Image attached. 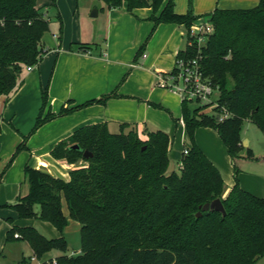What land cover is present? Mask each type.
Returning <instances> with one entry per match:
<instances>
[{
    "label": "trees",
    "instance_id": "trees-1",
    "mask_svg": "<svg viewBox=\"0 0 264 264\" xmlns=\"http://www.w3.org/2000/svg\"><path fill=\"white\" fill-rule=\"evenodd\" d=\"M102 1L108 9L126 5L131 13L153 9L154 29L162 23L184 26L188 42L177 57L198 54L190 30L203 15L194 14L192 0L185 13L176 11L175 0ZM207 16L213 31L202 48L201 63L218 88L221 106L214 114L202 113V107L190 111L183 100L184 121L192 138L200 126L214 128L235 160L244 147L241 128L246 119L264 132V0L250 8L217 5ZM50 29V18L37 0H0V96L15 91L24 68L41 61L49 49L44 37ZM144 50L143 45L136 57ZM115 96L117 90L74 107L68 100L54 112L46 86L36 128ZM222 107L229 115L220 120ZM1 120L0 115V126ZM171 141L169 133L143 132L139 124L122 123L118 133L108 122L79 127L51 151L55 159L76 165L69 178L27 166L28 191L5 207L20 219L50 221L61 232L69 218L79 222L80 252L67 254L65 236L48 238L33 226L14 224L7 240L29 243L37 258L52 249L65 252L56 263L50 259L42 264H255L264 256V198L243 189L238 179L224 195L219 169L196 145L186 148L180 170H172ZM75 144L79 150L72 148ZM86 151L93 156L86 158ZM248 156L254 157L253 152ZM217 198L225 216L209 210L197 217L204 204Z\"/></svg>",
    "mask_w": 264,
    "mask_h": 264
},
{
    "label": "crops",
    "instance_id": "crops-1",
    "mask_svg": "<svg viewBox=\"0 0 264 264\" xmlns=\"http://www.w3.org/2000/svg\"><path fill=\"white\" fill-rule=\"evenodd\" d=\"M175 2L176 11L179 13H185L191 7L190 0H182L179 8L178 0ZM205 2L192 0L195 15H202L211 10L210 7H204L207 5ZM256 3L258 4V0H217L215 7L221 5L223 8H250L257 5ZM104 9H107L108 24L105 50L96 51L89 45L76 44L78 41L73 38L65 40L60 37L62 41L48 47L38 64L25 68L26 72L20 85L22 87H17L11 94L6 95L9 97L14 92L27 91L31 85L37 102L35 111L39 112L42 90L48 86L49 106L52 111L59 112L68 100H72L70 106L74 107L117 90L118 96L111 97L106 104H92L49 121L51 129L57 132L55 145L68 138L79 127L99 122H108L111 131L112 125L120 130L122 123H131L151 131L166 130L168 133L173 117L170 119L169 115L164 113L166 110H172L170 113L176 118L175 123H181L178 99L156 84L158 75L170 72L178 53L187 46L184 26L162 23L154 29V22L150 20L151 14L148 12L138 14L137 9L135 13H131L126 5L113 9L105 6ZM100 12L99 9L98 14ZM157 35L159 41L155 44L152 39ZM143 45L144 54L136 57ZM19 109L22 110L23 107ZM49 154L48 151L38 156L35 168L49 172L53 161ZM62 165L70 169L76 167L67 162ZM26 190L28 191V187L25 193ZM228 193L224 192V195ZM11 198V195L0 198V257L11 242L7 240L9 229L14 224L28 226L27 222L20 220L15 210L5 207L6 204L17 200L12 201Z\"/></svg>",
    "mask_w": 264,
    "mask_h": 264
},
{
    "label": "rangeland",
    "instance_id": "rangeland-1",
    "mask_svg": "<svg viewBox=\"0 0 264 264\" xmlns=\"http://www.w3.org/2000/svg\"><path fill=\"white\" fill-rule=\"evenodd\" d=\"M204 1L207 2V5L204 7H210L211 10L215 8L217 0ZM37 2L41 11L50 18L51 29L44 37L47 47H53L55 43L62 41L60 37H64L65 40L73 38L74 41H78L76 44L89 45L96 51L106 49L108 37L107 9L103 10L105 4L102 0H37ZM180 3H182V0H178V8L181 6ZM219 7L222 6L219 5ZM99 9L101 11L100 14L92 16V13L95 10L99 11ZM211 10L203 13V16L192 25L191 28L195 32H199L200 27L208 23L207 14ZM160 11L161 8L157 13L159 14ZM147 12L152 15L153 9L142 8L138 9L137 13L144 14ZM185 35L187 42V34ZM152 40L157 44L159 35ZM150 41L151 38L148 43ZM25 72L26 69L24 68L19 77L18 87H22L20 85ZM159 80L158 77L156 85L178 99L177 105L180 106L178 109H181L180 122L184 118L181 99L183 93L173 88L161 86ZM17 92H14L9 97L6 95L0 96V115L2 118L0 126V177L2 179L0 183V198L5 195L10 197L11 195L12 201L18 199L20 195L25 194V189L28 187L25 173L26 167L35 168V164L39 159L38 156L49 151V156L52 157L53 161L49 170H47L57 177L68 179L71 170L69 167L62 165L65 161L55 159L51 154L57 137L55 129H51V123L47 122L41 127L36 128L41 107L39 112L35 111L37 102L31 85H29L27 91ZM219 95L216 92L213 95V99L217 100ZM19 107H23V109L18 110ZM188 107L190 111H193L197 107H202V113H215L211 105H202L196 102V100H189ZM170 111L172 112V110H166L164 113L167 116L169 115L170 119L173 117L171 130L168 131L172 140L169 152L172 170H180L184 149L196 145L219 169L224 179V192L228 193L236 184V179H238V183L243 189L264 198V132L255 122L251 119L244 121L241 135L243 141L247 140L248 144L240 150L238 157L234 160L214 128L200 126L195 130L194 137L192 138L185 125L175 123L176 118H174V115ZM145 129V127L141 128L143 132ZM112 131L118 133L119 129L115 125H112ZM143 136L146 138V135ZM249 151L253 152L254 157L248 156ZM83 163L81 161L79 164ZM36 210L39 213L40 207L36 206ZM63 211L68 216V207L65 200H63ZM22 221L27 222L28 226L36 227L48 238L65 236L68 242L67 254L80 252L81 224L79 222L69 218L64 232H61L50 221L40 218H29ZM63 253L65 252L59 249H52L43 256L32 260L35 254L31 246L26 242L12 240L8 243L4 255L0 257V264H42L44 261L56 259ZM255 264H264V256L259 258Z\"/></svg>",
    "mask_w": 264,
    "mask_h": 264
},
{
    "label": "built area",
    "instance_id": "built-area-1",
    "mask_svg": "<svg viewBox=\"0 0 264 264\" xmlns=\"http://www.w3.org/2000/svg\"><path fill=\"white\" fill-rule=\"evenodd\" d=\"M213 31L211 23L202 25L199 32H195L194 29L190 30L191 45H197L198 54L193 57H177L175 61V67L172 71L158 75L159 83L165 88H173L181 91L183 100H196L199 104L212 106L217 108L221 106L218 99L214 100L213 95L218 92V88L214 85L209 77L205 75L202 59V48L206 45L207 35ZM229 112L226 108L222 107L219 119L223 120L227 118ZM181 124L185 125V121L182 118ZM184 154L188 153V149H184ZM34 257L33 259H35ZM54 263L56 261L54 260Z\"/></svg>",
    "mask_w": 264,
    "mask_h": 264
},
{
    "label": "water",
    "instance_id": "water-1",
    "mask_svg": "<svg viewBox=\"0 0 264 264\" xmlns=\"http://www.w3.org/2000/svg\"><path fill=\"white\" fill-rule=\"evenodd\" d=\"M97 15H98V10H95L92 13V16H97ZM246 144H248V141L247 140L243 141V146H245ZM72 148L79 150L80 146L78 144H75V145L72 146ZM90 156H93V154L91 152L86 151L85 152V157L88 158ZM209 210L219 211V212H221L223 214V216L226 215V209L224 207V204H223L221 198H217V199L213 200L212 202H208V203L204 204L201 207V210L196 215H197V217H200L203 212L209 211Z\"/></svg>",
    "mask_w": 264,
    "mask_h": 264
}]
</instances>
